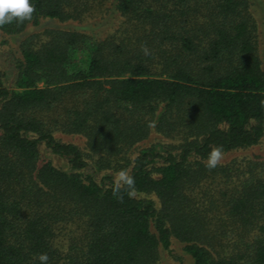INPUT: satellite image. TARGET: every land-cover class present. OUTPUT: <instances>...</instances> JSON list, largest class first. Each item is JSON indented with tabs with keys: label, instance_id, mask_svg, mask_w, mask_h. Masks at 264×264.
I'll list each match as a JSON object with an SVG mask.
<instances>
[{
	"label": "trees",
	"instance_id": "obj_1",
	"mask_svg": "<svg viewBox=\"0 0 264 264\" xmlns=\"http://www.w3.org/2000/svg\"><path fill=\"white\" fill-rule=\"evenodd\" d=\"M31 2L0 31L120 23L25 35L0 68V264H159L174 240L180 264H264V160L206 166L264 139L251 0Z\"/></svg>",
	"mask_w": 264,
	"mask_h": 264
},
{
	"label": "rangeland",
	"instance_id": "obj_2",
	"mask_svg": "<svg viewBox=\"0 0 264 264\" xmlns=\"http://www.w3.org/2000/svg\"><path fill=\"white\" fill-rule=\"evenodd\" d=\"M251 12L256 19L258 30H259V40H258V50L259 53L264 59V0H251ZM105 20L102 18H88L84 22H66L60 23L57 21H49L47 19H42L40 24L29 25L25 31V33L21 36H9L0 31V68L6 72H10V68L13 66V58L18 57L19 53V43L25 37V35L44 31L47 28L58 27V28H71L80 31H85L90 34H94L97 36H104L109 31H113L118 28L120 23V19L117 15L114 16H106ZM65 141L76 143L78 146L83 147L85 145V141L81 136L75 135H65L58 134ZM165 140L164 137L152 134V136L146 141L139 143L137 145V151L140 149L150 146L156 140ZM249 156L252 158L259 157L264 160V139L262 143L251 150L232 152L221 155L218 163H226L231 161L234 158ZM120 177V176H118ZM173 254L175 257L168 255L166 252L161 251V259L159 260V264H180L178 258H184L185 262L188 263L187 257L183 252V245L174 240L173 245Z\"/></svg>",
	"mask_w": 264,
	"mask_h": 264
},
{
	"label": "clouds",
	"instance_id": "obj_3",
	"mask_svg": "<svg viewBox=\"0 0 264 264\" xmlns=\"http://www.w3.org/2000/svg\"><path fill=\"white\" fill-rule=\"evenodd\" d=\"M34 12V4L31 0H0V26L10 24L14 20L23 22L30 19ZM222 152L219 147L213 148L209 154L206 166L213 168L219 162ZM131 183V180H129ZM41 261L47 259L46 254H41Z\"/></svg>",
	"mask_w": 264,
	"mask_h": 264
}]
</instances>
